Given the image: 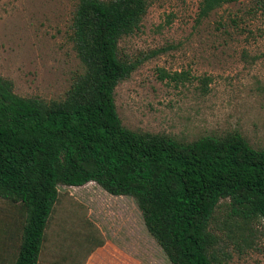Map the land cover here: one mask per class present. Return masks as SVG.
<instances>
[{
	"label": "rangeland",
	"instance_id": "374dc122",
	"mask_svg": "<svg viewBox=\"0 0 264 264\" xmlns=\"http://www.w3.org/2000/svg\"><path fill=\"white\" fill-rule=\"evenodd\" d=\"M199 3L150 0L138 28L119 40L120 56L139 62L114 89L118 116L129 129L184 142L238 132L252 147L264 148L261 2L236 0L202 18ZM76 5L77 0H0V75L16 94L63 99L83 71L72 41ZM20 212L0 198V239L7 230L21 231ZM209 229L216 237L214 264H264L263 219L245 222L221 199ZM44 230L48 238L58 232L81 241L63 246L54 257L58 264H171L135 200L106 193L94 182L58 187ZM100 230L106 248L97 244L106 241ZM4 251L0 264L12 263Z\"/></svg>",
	"mask_w": 264,
	"mask_h": 264
},
{
	"label": "trees",
	"instance_id": "16d2710c",
	"mask_svg": "<svg viewBox=\"0 0 264 264\" xmlns=\"http://www.w3.org/2000/svg\"><path fill=\"white\" fill-rule=\"evenodd\" d=\"M233 1L200 0L198 18ZM149 2L77 0L72 41L83 71L63 99L18 95L0 75V198L23 216L12 264L37 263L58 185L94 181L132 197L171 264L217 261L209 225L221 199L245 222L264 220V148L238 132L184 142L122 124L114 89L139 60L121 57L118 44Z\"/></svg>",
	"mask_w": 264,
	"mask_h": 264
},
{
	"label": "crops",
	"instance_id": "0c3cea01",
	"mask_svg": "<svg viewBox=\"0 0 264 264\" xmlns=\"http://www.w3.org/2000/svg\"><path fill=\"white\" fill-rule=\"evenodd\" d=\"M90 182H94V181H90ZM86 184H84V185H86ZM60 186H63V185H58V187H60ZM81 186H83V185H81ZM106 193H108V192H106ZM100 231L102 232L103 236L106 238L105 232L103 230H100ZM44 232H45V230H44ZM44 232H43L41 247H40V251L38 254V259H37L36 264H40V256H41V253H42L44 248L48 249V250H45L47 253L49 252L47 255L45 264H58V261L54 260V257L58 256V254H57L58 251L60 252V250H64L63 246H67V245H69V246L73 245L74 246V245L80 244V242H81V241H75L78 238V236H76L75 233H74L75 235L71 237L72 238V240H71L72 242H71L68 239L62 238L63 234H59L58 232L55 233L53 236L51 235L49 238L44 235ZM21 236H22V230L19 233L18 232H12L10 230L8 232V230H7V232H5L3 234V238L0 239V249L5 250L4 252H7V256H9L11 254L10 257L12 256V259L15 258V255L17 254V251H18V248H19V245L21 242ZM86 237L88 238L90 236H86ZM86 237H85V240H86ZM44 241L48 242V247H46L44 245ZM106 243H108L107 238H106L105 242H103L102 240L97 241L98 245L102 244L101 247L105 246ZM55 245H57V246H55ZM106 246H107V244H106ZM106 246H105V248H106ZM10 264H12V263H10Z\"/></svg>",
	"mask_w": 264,
	"mask_h": 264
}]
</instances>
